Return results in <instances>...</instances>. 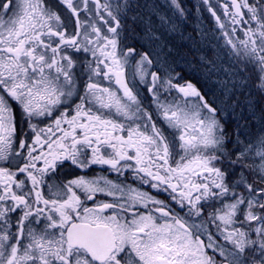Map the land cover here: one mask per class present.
Returning <instances> with one entry per match:
<instances>
[{
    "label": "snow or ice",
    "instance_id": "6c2138e0",
    "mask_svg": "<svg viewBox=\"0 0 264 264\" xmlns=\"http://www.w3.org/2000/svg\"><path fill=\"white\" fill-rule=\"evenodd\" d=\"M140 7L0 0V264H264V0Z\"/></svg>",
    "mask_w": 264,
    "mask_h": 264
},
{
    "label": "flooded vegetation",
    "instance_id": "af4514ba",
    "mask_svg": "<svg viewBox=\"0 0 264 264\" xmlns=\"http://www.w3.org/2000/svg\"><path fill=\"white\" fill-rule=\"evenodd\" d=\"M194 6L191 7V0H181V3L187 10V17L183 23V30L185 34L191 33L194 37H198V31H201L200 26L206 27V23L210 27H214V21L207 13L206 10L203 12H197L198 0H193ZM135 3L141 5L140 8H136L133 13L129 14L130 27L134 29L133 39L129 41L130 44H135L138 49H146L142 42V38L146 31V22L148 19V9L152 4H160L162 0H134ZM168 16L171 17V12H168ZM160 21L153 17V24H159ZM203 23V24H201ZM200 38H197L199 40ZM174 44L179 45L183 43L180 41L179 36H176L173 41ZM90 175H95V173H90ZM162 198V197H161Z\"/></svg>",
    "mask_w": 264,
    "mask_h": 264
},
{
    "label": "rangeland",
    "instance_id": "374dc122",
    "mask_svg": "<svg viewBox=\"0 0 264 264\" xmlns=\"http://www.w3.org/2000/svg\"><path fill=\"white\" fill-rule=\"evenodd\" d=\"M194 5H195V4H194V1L191 0V7L194 6ZM201 24H203V23H201ZM153 27L156 28V30H157L158 32H162V31H163V29L160 27V23H159V24H153ZM200 28H201L202 31L207 32L208 35H209V37H211V35H212V33H211V29H212V27H210L209 24L206 23V27H204V26L201 25ZM197 38H200V37L198 36ZM197 38H196V39H197ZM142 42H143V44H144V47H146V49H147V48H148V41L145 39V34H144V36H143V38H142ZM208 46H209V47H214V45H208ZM208 55L211 56L212 53L209 52Z\"/></svg>",
    "mask_w": 264,
    "mask_h": 264
}]
</instances>
